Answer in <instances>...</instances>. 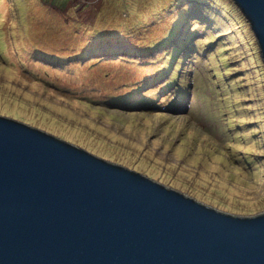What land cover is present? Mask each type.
<instances>
[{
	"label": "rangeland",
	"instance_id": "rangeland-1",
	"mask_svg": "<svg viewBox=\"0 0 264 264\" xmlns=\"http://www.w3.org/2000/svg\"><path fill=\"white\" fill-rule=\"evenodd\" d=\"M146 1L127 0L121 13L134 17L135 30L118 43L111 40L117 52L106 60L76 55L60 61L63 56H54L76 52L81 35L90 31L81 29L87 22L83 15L66 10L59 15L51 0H0V116L220 212L264 213V63L248 21L236 23L243 26L244 44L236 47L220 15L213 31L193 23L194 14L199 20L212 14L201 12L204 5L197 10L195 3L190 8L165 1L163 12L172 9L171 14L155 19L147 4L161 0ZM224 5L234 10L230 1ZM184 12L189 24L185 21L175 34L195 30L191 43L196 48L185 81L172 80L171 70L159 78L170 62L162 51L167 45L144 48L167 25L180 22ZM71 17L78 20L76 27Z\"/></svg>",
	"mask_w": 264,
	"mask_h": 264
},
{
	"label": "water",
	"instance_id": "water-1",
	"mask_svg": "<svg viewBox=\"0 0 264 264\" xmlns=\"http://www.w3.org/2000/svg\"><path fill=\"white\" fill-rule=\"evenodd\" d=\"M264 63V0H232ZM0 264H264L238 216L0 116Z\"/></svg>",
	"mask_w": 264,
	"mask_h": 264
},
{
	"label": "trees",
	"instance_id": "trees-1",
	"mask_svg": "<svg viewBox=\"0 0 264 264\" xmlns=\"http://www.w3.org/2000/svg\"><path fill=\"white\" fill-rule=\"evenodd\" d=\"M103 1L104 0H102L100 2V4L103 3ZM149 1L150 0H147L146 4ZM165 1L178 2L179 4H182V3L185 4L186 3L190 6V8L192 7V3H193V5L195 3V6H193V7L196 8L197 10H199L200 7H202L204 5L200 10H204V11L208 12L209 14L210 13H212V14L208 15L204 20H199L198 15L194 14L193 16H190L191 18H193L192 19L193 23H197L200 25H204V24L206 25L207 24L208 27H212L214 25L213 29H215L216 22L214 20L217 16L220 15V17H221V18L219 17L220 21H222L223 23H226V21H227V24L229 25V28L226 30V32H228L230 34V36L228 37L230 42L233 43L234 46H236V47L237 46H244L242 39H241V37H243V35H242L243 34L242 33L243 32V26H241L240 23H241V21L243 22V20L245 18L243 16L241 10H239L238 7L235 6V4L233 3L232 0H228V1L231 2V6L234 8V10L233 9L230 10V9H228L229 7L224 5L225 0H161L157 5H154V4L151 5V3H149V4H147V9L149 8V6H152L151 8H153V15H154L155 19H156V17L162 16L164 13L171 14L170 12H172V9H169L166 12H163L165 9H167V4ZM122 2H123V0L121 1V3ZM124 2L122 3V8H124L126 10L125 6L127 5L126 4L127 0H124ZM200 5H202V6H200ZM185 11H187V10H185ZM235 12H238L240 14V16L237 17V15L234 14ZM97 15L99 16V19H100V17H103V15H104L103 10H98ZM119 15L122 17V20L118 24H116L117 27L109 28L107 26H101L99 23H96L93 26L94 28L92 30L89 28L90 31H86V34L81 35V38L83 40L80 41V46L78 47L76 52H74L73 54H70V52H68V53L65 52V53H62L61 55L56 54V56H54V57L60 58V56H63L64 59H61L60 61H62V60L64 61L65 58L73 57L76 55H82L84 57L90 56L91 57L90 59L96 58V57L105 59L106 56L108 55V53H110L111 51H116L115 48H112L110 46L111 40H115L118 43L119 40L121 39V37L129 35V30H135L134 29V26H135L134 23L136 20L134 19V17L128 16L127 14L124 15V13H120ZM180 18H181L180 22H178L176 25L172 23L171 27H170V25H167V27L163 28L161 30L163 32L160 35H158L156 38L152 39L153 42L149 43V45H146L144 50L146 52H148L151 49L158 48L159 47L158 44H161V45L164 44V45L168 46V44H170L172 42V39L175 36H177V34H175V31L181 30L184 26L182 24H184L185 21L187 20L185 12L182 15V17H180ZM180 18H178V20ZM239 19H241V21H240V23L238 22V25H239L238 26L236 23H237V21H239ZM171 20H173V19L171 18ZM186 22H187V24L185 23V25H188L189 24L188 21H186ZM124 23L128 27L120 26ZM143 24H145V23L142 22V24H140V25H143ZM181 25H182V27H181ZM232 25H233V27L237 26V28L235 27V28L231 29L230 26H232ZM96 27H100L101 31H96ZM103 28H106V29L103 30ZM168 29H169V31H168ZM96 32H98L100 34H98ZM135 32H137V31H135ZM188 33L191 36H193V34H192L193 31L188 32ZM189 39H190V37L187 38V40H186L187 43H189ZM102 44H104V46L100 47L99 45H102ZM142 47H144V46H142ZM182 47L183 46L178 47L176 45L172 49V53L168 58L170 60V62H168V65L166 64L167 69L161 71V73L159 72L160 69L158 71L160 74V75H158L159 78H160V76H162L164 71L168 72L167 70H171L173 73V75H172L173 79L172 80H176L177 78H179L180 81H185V80H183L184 75H179L180 73L179 74L175 73V72H177V70H179L178 61H180L182 59V58H179L180 57L179 55L182 52ZM242 49L244 50V48H242ZM111 53H113V52H111ZM171 57H172V59H171ZM49 60H51V59H49ZM176 60H177V62H175ZM74 63L76 64V62H73L72 64H74ZM174 63H176V64L174 66L175 70L173 71L172 66ZM153 81L154 80H152L151 83H153ZM218 81H219V79H218ZM229 82L232 83L231 80ZM210 83L215 84V82H210ZM142 99L145 100V97H143ZM136 100H138V98Z\"/></svg>",
	"mask_w": 264,
	"mask_h": 264
},
{
	"label": "crops",
	"instance_id": "crops-1",
	"mask_svg": "<svg viewBox=\"0 0 264 264\" xmlns=\"http://www.w3.org/2000/svg\"><path fill=\"white\" fill-rule=\"evenodd\" d=\"M51 1L53 2L51 4V7H53V9L57 11L59 15L60 12L63 10H66V12L71 13L72 15L74 12L76 13V15L77 13L83 15L82 17L83 19H85L84 21H87L88 23L84 22L85 24L82 25L83 27H81V29H85V27L91 28L90 26H92L93 24L95 25L96 23H99L101 26H107L109 28H113V27H117L116 24H118L122 20V17L119 15L123 9L120 0H104L103 3L101 4L100 2L102 0L100 1L77 0V3H75V0H51ZM79 10L80 12H78ZM98 10H103L104 12L103 17H100V19L99 16L97 15ZM88 14L89 16H87ZM77 22L78 20H75L73 17H71L69 23L71 24V26L76 27ZM120 26L128 27L125 23Z\"/></svg>",
	"mask_w": 264,
	"mask_h": 264
},
{
	"label": "clouds",
	"instance_id": "clouds-1",
	"mask_svg": "<svg viewBox=\"0 0 264 264\" xmlns=\"http://www.w3.org/2000/svg\"><path fill=\"white\" fill-rule=\"evenodd\" d=\"M201 12H203L202 10H201ZM205 13H208V12H205L204 11V15L206 16L207 14H205ZM208 16V15H207ZM206 16V17H207ZM189 22V21H188ZM197 24V23H196ZM187 26V25H186ZM202 26V28L204 29V27H205V24L204 25H201ZM213 27H214V25L212 26V27H208L207 26V29L209 30V31H213L214 29H213ZM195 31V30H194ZM193 31V32H194ZM188 37H190V39H189V43H187L186 42V40H187V38ZM194 37L195 36H191L188 32H184L183 31V33H178L177 34V36H175L173 39H172V42L170 43V44H168L169 46L171 45V50H169L168 49V46H165L164 48V50H162L163 52H165V54H166V56H167V58H169V56L171 55V53H172V49L177 45L178 47H180V46H183L182 47V52H181V54L179 55L180 57L179 58H182L180 61H178V67H179V70H177V74H179V75H184V73H185V68L187 67L186 65H188V61H189V59L193 56V53H194V51H196V48L194 49L193 48V44L191 43L192 42V40L194 39ZM198 41H194V43L196 44ZM171 59H172V57H171ZM175 62H177V60L175 61ZM175 64L176 63H174L173 64V71L175 70ZM183 79H185L184 77H183ZM146 103H148L149 105H152L153 103H150V102H146ZM184 113V112H183ZM1 117H3V116H1ZM11 119V118H10ZM14 120V119H13ZM28 125V124H27Z\"/></svg>",
	"mask_w": 264,
	"mask_h": 264
}]
</instances>
